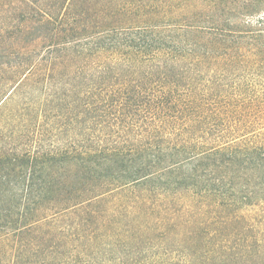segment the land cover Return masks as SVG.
Returning <instances> with one entry per match:
<instances>
[{
  "label": "trees",
  "instance_id": "1",
  "mask_svg": "<svg viewBox=\"0 0 264 264\" xmlns=\"http://www.w3.org/2000/svg\"><path fill=\"white\" fill-rule=\"evenodd\" d=\"M264 0H0V264H264Z\"/></svg>",
  "mask_w": 264,
  "mask_h": 264
},
{
  "label": "rangeland",
  "instance_id": "2",
  "mask_svg": "<svg viewBox=\"0 0 264 264\" xmlns=\"http://www.w3.org/2000/svg\"><path fill=\"white\" fill-rule=\"evenodd\" d=\"M255 82H257V88H264V74H260L255 77ZM261 90V89H260Z\"/></svg>",
  "mask_w": 264,
  "mask_h": 264
}]
</instances>
